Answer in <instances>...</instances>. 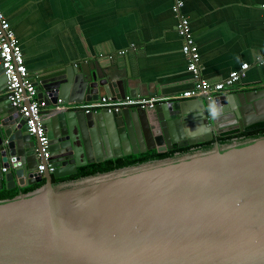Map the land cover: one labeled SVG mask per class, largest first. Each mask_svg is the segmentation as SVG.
I'll return each instance as SVG.
<instances>
[{"label":"water","instance_id":"obj_1","mask_svg":"<svg viewBox=\"0 0 264 264\" xmlns=\"http://www.w3.org/2000/svg\"><path fill=\"white\" fill-rule=\"evenodd\" d=\"M76 66L36 82L53 174L7 98L0 58V264H264V137L58 185L94 163L165 153L264 122L260 90L86 113L73 104L139 96L128 68ZM6 170V171H4Z\"/></svg>","mask_w":264,"mask_h":264},{"label":"crops","instance_id":"obj_2","mask_svg":"<svg viewBox=\"0 0 264 264\" xmlns=\"http://www.w3.org/2000/svg\"><path fill=\"white\" fill-rule=\"evenodd\" d=\"M181 1L180 15L175 0H0V8L35 83L76 65L89 70L103 64L119 75L131 70L141 84L140 95L132 97L179 96L194 86L177 32L183 16L199 47L204 79L219 82L240 71V82L223 94L262 89L264 0Z\"/></svg>","mask_w":264,"mask_h":264},{"label":"built area","instance_id":"obj_3","mask_svg":"<svg viewBox=\"0 0 264 264\" xmlns=\"http://www.w3.org/2000/svg\"><path fill=\"white\" fill-rule=\"evenodd\" d=\"M184 3L175 0L174 12L180 15ZM263 10L264 21V4ZM177 32L183 39V54L188 59V71L193 76L194 86L191 90L173 98H140L127 96L122 99L112 97H101L98 101L89 103L73 104L68 109L83 110L86 113L107 111L109 113H119L125 109H144L154 110L161 103L185 101L205 98L214 99L227 91L233 90L240 82L242 73L234 71L222 81L210 82L203 78L200 67L201 55L198 45L192 34L190 21L183 16H179ZM121 54H125L122 52ZM0 58L2 60L4 75L7 78L6 95L13 108L17 109L21 116L26 120L27 132L31 136L37 137L43 163L37 168V174L43 175L44 172L53 174L56 170L51 162V152L49 139L44 125L41 122V113L45 108V103H40L37 99V87L34 78L30 74L26 63L22 47L17 39L8 18L0 8ZM258 65H264V53L259 59ZM76 67H78L76 65ZM249 65H244L243 70H247ZM6 171V170H4Z\"/></svg>","mask_w":264,"mask_h":264},{"label":"trees","instance_id":"obj_4","mask_svg":"<svg viewBox=\"0 0 264 264\" xmlns=\"http://www.w3.org/2000/svg\"><path fill=\"white\" fill-rule=\"evenodd\" d=\"M260 137H264V122L253 124L247 127L245 131L241 133L231 132V133L223 134L222 136L216 137L213 141L201 145L189 146L187 148H182V149L175 148L173 151H168L165 153H157L153 151L143 155H138V156L132 155L120 159H114L102 163H94L87 166H83L79 168V171L76 175L62 179H53V183L55 185H58L64 182L77 181L83 178L112 172L122 168L133 167L140 164H145L158 160H164L168 158H174L177 155H185L188 153H193L194 151H198V150H204V151L210 150L211 148H213L216 142H219L221 145H226V144H231L235 140L246 141ZM44 183L45 181L25 189H19V190L15 189L11 191L3 190L0 192V200L12 199L21 193L26 194L32 192L40 188L42 185H44Z\"/></svg>","mask_w":264,"mask_h":264}]
</instances>
